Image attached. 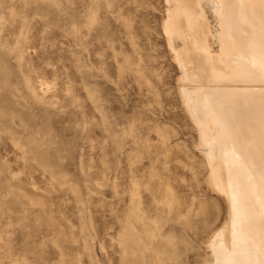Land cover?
<instances>
[{"label":"rangeland","instance_id":"rangeland-1","mask_svg":"<svg viewBox=\"0 0 264 264\" xmlns=\"http://www.w3.org/2000/svg\"><path fill=\"white\" fill-rule=\"evenodd\" d=\"M166 6L0 0V264H210L226 201Z\"/></svg>","mask_w":264,"mask_h":264},{"label":"bare ground","instance_id":"bare-ground-1","mask_svg":"<svg viewBox=\"0 0 264 264\" xmlns=\"http://www.w3.org/2000/svg\"><path fill=\"white\" fill-rule=\"evenodd\" d=\"M166 3L180 100L207 182L226 201L225 224L206 242L210 264H264V0Z\"/></svg>","mask_w":264,"mask_h":264}]
</instances>
